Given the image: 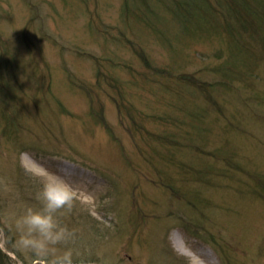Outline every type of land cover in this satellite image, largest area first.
<instances>
[{"label":"rangeland","instance_id":"374dc122","mask_svg":"<svg viewBox=\"0 0 264 264\" xmlns=\"http://www.w3.org/2000/svg\"><path fill=\"white\" fill-rule=\"evenodd\" d=\"M146 1L156 23L141 17ZM146 1L0 0L5 264H43L8 245V214L27 204L19 165L76 190L74 241L57 246L74 264H264V63L226 84L229 37L188 31L167 0ZM204 79L220 81L218 103ZM80 207L99 223L78 220Z\"/></svg>","mask_w":264,"mask_h":264},{"label":"trees","instance_id":"16d2710c","mask_svg":"<svg viewBox=\"0 0 264 264\" xmlns=\"http://www.w3.org/2000/svg\"><path fill=\"white\" fill-rule=\"evenodd\" d=\"M146 1V0H145ZM168 7L170 10H173L174 14L178 16L179 20L182 22L184 29H188L195 33V29H206L214 31L220 38L224 33L229 37L231 42H228L227 49H228V58L224 61V68H221L223 72L226 74L228 81H224L226 84H235V80H240V75L243 69L248 71L249 75L255 76L258 72L257 68L260 67L264 63V0H204V8L205 6L208 8L204 15L208 17V21L202 26V22H197L199 14H195L194 10L202 9L201 5H198L197 0H178L184 3L183 9H178V5L176 6L175 0H167ZM147 2V1H146ZM128 4L126 3L124 7H127ZM127 11V10H126ZM152 11L156 12L151 3L147 2V11L143 13L142 18H144V22H151L154 20L156 23V19L154 15L157 14H149ZM128 13V12H127ZM157 13V12H156ZM210 15L211 18L210 19ZM213 16V17H212ZM125 18H129L128 15L124 16ZM163 19V16H160V19ZM152 23V22H151ZM160 30V29H159ZM249 37H251L255 42L258 43V47H246L245 42L248 41ZM237 46L238 49H234L233 46ZM132 47L135 52L148 64L146 59V55L141 47H137L134 43H132ZM249 56V57H248ZM250 56L252 58H250ZM223 67V66H221ZM244 70V71H245ZM228 71L229 74H228ZM258 75V74H257ZM232 76V77H231ZM183 79V78H182ZM184 81H194L195 79L184 78ZM247 86L253 88L254 83L250 82L249 79H245ZM217 80H209L204 79V92H208V96L210 101L213 103H218L216 99L211 94V91L215 86L218 84ZM197 83V82H196ZM198 83L197 85H201ZM214 103V104H215ZM13 177V182L16 184L18 190L24 193L22 198L27 200V204L39 207L40 202L36 199V195L41 188L40 179L31 175L25 167L19 165L15 175ZM78 200L75 199L74 204L70 210H68L63 216L60 217L62 223L69 229L72 233L71 226H69L67 218L72 217L70 213L71 210L78 206ZM197 202H192L194 207H197ZM78 208V207H77ZM201 212L204 214V206H200ZM203 209V210H202ZM62 210H57L59 213ZM73 218V217H72ZM77 219L84 221L85 225L92 228L96 224L99 223V220L96 217L89 213L88 211L82 210L79 208ZM93 225V226H92ZM6 235L9 237L11 234L16 235L14 227L5 226ZM100 232V231H99ZM92 239H95V236L92 235ZM102 237V236H100ZM93 239V241H94ZM99 239V237H97ZM79 240V239H78ZM93 241H91L93 243ZM78 242V241H77ZM9 244H15V239H9ZM16 254L21 256L19 250L10 246ZM8 254L3 251L0 247V264H5V259ZM95 255V254H94ZM33 259H36L32 254ZM93 258V257H91ZM88 259V258H87ZM97 260L96 258H93ZM74 262H78L79 259H73ZM31 261H26V263H30Z\"/></svg>","mask_w":264,"mask_h":264},{"label":"clouds","instance_id":"9594fccd","mask_svg":"<svg viewBox=\"0 0 264 264\" xmlns=\"http://www.w3.org/2000/svg\"><path fill=\"white\" fill-rule=\"evenodd\" d=\"M27 171L40 179L41 188L36 195L40 206L21 204L18 210L9 212V222L18 233L15 246L33 254L43 264H74L72 252H61L57 246H67L74 241V233L60 217L72 208L76 190L57 173Z\"/></svg>","mask_w":264,"mask_h":264},{"label":"bare ground","instance_id":"6f19581e","mask_svg":"<svg viewBox=\"0 0 264 264\" xmlns=\"http://www.w3.org/2000/svg\"><path fill=\"white\" fill-rule=\"evenodd\" d=\"M68 170H69V167H67V168H65V171H67L68 172ZM175 242H176V244L179 246V248L181 247L180 246V243H179V241H178V238H175ZM185 252H187L186 250H185Z\"/></svg>","mask_w":264,"mask_h":264}]
</instances>
